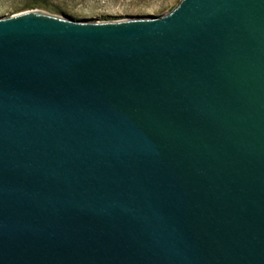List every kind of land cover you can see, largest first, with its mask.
Masks as SVG:
<instances>
[{"label":"water","instance_id":"water-1","mask_svg":"<svg viewBox=\"0 0 264 264\" xmlns=\"http://www.w3.org/2000/svg\"><path fill=\"white\" fill-rule=\"evenodd\" d=\"M0 264H264V0L0 18Z\"/></svg>","mask_w":264,"mask_h":264},{"label":"rangeland","instance_id":"rangeland-1","mask_svg":"<svg viewBox=\"0 0 264 264\" xmlns=\"http://www.w3.org/2000/svg\"><path fill=\"white\" fill-rule=\"evenodd\" d=\"M181 0H0V18L45 10L76 21L117 22L170 13ZM37 3L29 8L30 3Z\"/></svg>","mask_w":264,"mask_h":264},{"label":"trees","instance_id":"trees-1","mask_svg":"<svg viewBox=\"0 0 264 264\" xmlns=\"http://www.w3.org/2000/svg\"><path fill=\"white\" fill-rule=\"evenodd\" d=\"M37 3H30L28 6H30L29 8H34V6L36 5Z\"/></svg>","mask_w":264,"mask_h":264}]
</instances>
